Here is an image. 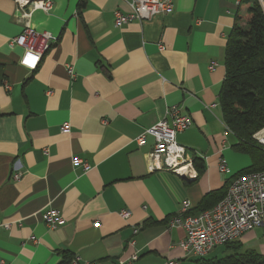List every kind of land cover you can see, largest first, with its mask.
<instances>
[{
	"label": "crops",
	"instance_id": "1",
	"mask_svg": "<svg viewBox=\"0 0 264 264\" xmlns=\"http://www.w3.org/2000/svg\"><path fill=\"white\" fill-rule=\"evenodd\" d=\"M52 1L50 13L36 11L30 21L60 40L31 71L11 44L24 30L18 5L0 0V264H61L66 254L81 264H117L134 251L140 258L133 264H185V230L169 222L186 201L199 214L203 198L230 185L241 168L219 97L228 39L236 25L246 27L249 5L174 0L171 15L116 28L115 12L129 13L132 0ZM174 105L192 119L179 144L206 167L193 180L149 172L154 139L136 143ZM223 159L230 174L220 171ZM51 209L64 220L56 229L42 217ZM254 238L239 241L250 249ZM220 248L208 258H221Z\"/></svg>",
	"mask_w": 264,
	"mask_h": 264
},
{
	"label": "built area",
	"instance_id": "2",
	"mask_svg": "<svg viewBox=\"0 0 264 264\" xmlns=\"http://www.w3.org/2000/svg\"><path fill=\"white\" fill-rule=\"evenodd\" d=\"M258 1L261 4L263 2V0ZM15 2L18 5L15 19L23 23L24 30L19 37L12 40L11 44L22 48L24 53L21 64L35 71L44 56L58 44L60 38L49 32H37L32 27L30 18L36 11L50 13L54 2L52 0H15ZM173 3L174 0H132L129 13L115 12V27L122 28L133 22H145L157 16L171 15L174 10ZM215 66L216 63L212 62L210 69L213 70ZM68 74L71 79L74 78L71 66L68 67ZM6 88L10 90L9 84H6ZM217 105L214 104L211 108ZM106 123L104 121V124ZM191 126V117L183 114L180 105H174L168 108L165 118L136 139L140 147L145 145L147 136L154 139L153 150L147 155L149 172L169 171L180 178L190 180L197 176L193 160L187 158V148L180 145L177 140L178 135L189 130ZM70 131V124L66 123L62 126L63 134H69ZM226 131L231 132L227 126ZM253 138L264 149V128L256 132ZM72 164L82 166L85 171L89 170V165L80 158H73ZM220 171L223 174H230L224 159L221 160ZM13 177L19 180L22 174L17 171ZM190 211V202H183L178 215L168 225L169 229L185 230L186 236L180 241L179 248L187 258H206L217 248L237 242L256 229H264V171L236 178L230 184L225 197L212 209L196 215L191 214ZM120 216L127 220L131 213L123 211ZM42 217L50 229H56L64 224L57 210L51 209L43 213ZM138 232L139 230L135 228L133 237H136ZM129 246L135 249V238L129 242ZM139 258V252L134 251L130 258L120 259L117 264H133ZM81 261L79 257H75L71 264H81ZM168 264L178 263L169 261Z\"/></svg>",
	"mask_w": 264,
	"mask_h": 264
},
{
	"label": "trees",
	"instance_id": "3",
	"mask_svg": "<svg viewBox=\"0 0 264 264\" xmlns=\"http://www.w3.org/2000/svg\"><path fill=\"white\" fill-rule=\"evenodd\" d=\"M242 2L249 5L243 16L246 27L236 25L229 36L226 79L219 97L224 123L237 139L234 150L248 154L252 159L251 167L238 172L234 180L264 171V149L253 138L264 128V7L258 0ZM193 163L201 176L206 170L204 162L195 158ZM229 187L226 185L206 195L198 211L201 213L216 206ZM224 248L231 254L221 258H191L185 264H264V254L245 249L240 241L227 244ZM72 259L66 254L61 264H71Z\"/></svg>",
	"mask_w": 264,
	"mask_h": 264
},
{
	"label": "rangeland",
	"instance_id": "4",
	"mask_svg": "<svg viewBox=\"0 0 264 264\" xmlns=\"http://www.w3.org/2000/svg\"><path fill=\"white\" fill-rule=\"evenodd\" d=\"M262 4L264 7V1L262 2ZM236 156H237L236 161L238 163V166L241 167L239 169L240 171H241V169L243 170V169H246L248 167H251L252 159H251L250 155L236 152ZM254 233L256 235V238L253 239V241L251 242V245L248 247L256 249L259 253H262V251L264 250V229H261V228L256 229L254 231ZM215 254L218 257H223L225 255H228L229 252H227V250H225V248L222 247V248L218 249V251Z\"/></svg>",
	"mask_w": 264,
	"mask_h": 264
},
{
	"label": "water",
	"instance_id": "5",
	"mask_svg": "<svg viewBox=\"0 0 264 264\" xmlns=\"http://www.w3.org/2000/svg\"><path fill=\"white\" fill-rule=\"evenodd\" d=\"M182 179H185V180H187L186 178H182Z\"/></svg>",
	"mask_w": 264,
	"mask_h": 264
}]
</instances>
